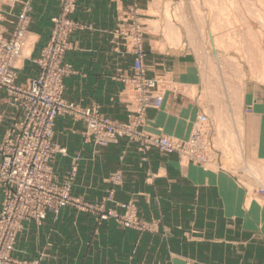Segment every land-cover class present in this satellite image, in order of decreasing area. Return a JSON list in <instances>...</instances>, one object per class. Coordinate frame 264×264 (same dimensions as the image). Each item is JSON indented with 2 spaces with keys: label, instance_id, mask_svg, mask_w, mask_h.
I'll list each match as a JSON object with an SVG mask.
<instances>
[{
  "label": "crops",
  "instance_id": "obj_1",
  "mask_svg": "<svg viewBox=\"0 0 264 264\" xmlns=\"http://www.w3.org/2000/svg\"><path fill=\"white\" fill-rule=\"evenodd\" d=\"M24 1L0 0V22L7 37ZM152 2L76 0L70 18L79 27L69 34L70 48L63 57L71 65L63 78V98L80 107L97 106L111 120L128 121L130 107L121 77L131 73L134 55L119 29L129 27L128 18L134 16L144 24L146 76L163 78L171 86L163 91L158 109L144 111L142 129L186 139L201 113L203 73L194 53L168 45L160 31L146 29L149 21L163 24L150 13ZM59 12L60 0L31 1L27 32L32 42L16 71V83L39 74L34 60L48 44L52 18ZM240 111L243 159L264 168V98L249 84L243 89ZM22 115L2 90L0 142ZM84 130L82 120L55 118L53 141L65 149L51 161L56 179L75 166L72 196L100 203L112 190L106 208L122 213L118 204L132 202L138 218L158 223L157 229L125 228L114 219L97 220L66 206L57 217L48 213L40 223H23L12 252L15 259L38 264H264V194L258 187L249 189L238 175L222 167L205 169L177 152L163 154L155 147L140 151L125 137L96 145L84 137ZM114 171L122 175L118 185L108 181ZM1 205L0 193V210Z\"/></svg>",
  "mask_w": 264,
  "mask_h": 264
},
{
  "label": "built area",
  "instance_id": "obj_2",
  "mask_svg": "<svg viewBox=\"0 0 264 264\" xmlns=\"http://www.w3.org/2000/svg\"><path fill=\"white\" fill-rule=\"evenodd\" d=\"M31 1L25 0L9 37L3 35L0 26V92L5 90L14 96L16 108L23 113L0 142V189L4 194L0 211V264H31L11 257L23 223L30 220L39 222L48 211L57 212L72 201L69 184L55 183L49 166V160L55 153L65 152L53 142L55 118L66 115L83 119L86 137L100 145L115 142L132 129L101 115L97 106L80 107L63 98V78L71 71V66L63 63L62 59L70 48L69 34L79 27L70 18L75 11L76 0H60V12L52 18L50 40L38 58L39 74L30 78L25 87L14 84L15 71L11 64L25 39ZM119 33L125 41L128 42L129 38L132 40V74L122 75L121 80L126 84L139 119L147 108L160 107L165 81L145 75L139 25L135 23L130 28L120 27ZM196 123H200V126L193 127L186 139L168 135L149 137L144 134L140 138L146 147L156 146L165 153L177 152L208 168L217 162V158H210L214 151L211 130L203 114L199 115Z\"/></svg>",
  "mask_w": 264,
  "mask_h": 264
},
{
  "label": "rangeland",
  "instance_id": "obj_3",
  "mask_svg": "<svg viewBox=\"0 0 264 264\" xmlns=\"http://www.w3.org/2000/svg\"><path fill=\"white\" fill-rule=\"evenodd\" d=\"M220 1L221 0H153L152 7L154 9L151 10L150 13L154 14L156 16V19L160 18V21L163 24L160 25V22L158 20L149 21V27L146 29L153 32L160 31L168 45L183 46L185 49H188L189 51L194 53V55L198 59V63H200L203 73L202 88L200 89L198 95V102L201 106L200 115L203 114L207 117L208 126L210 127L211 130V143L214 151H212L211 153L212 156L210 155L209 156L210 158L212 157H215V159L217 158V162L215 163L216 165L209 166L208 168L205 169H216L222 167L223 169H226L238 175L240 181L242 183H245L249 189H251L253 186H256L258 187V191L263 193L262 189H264L263 187L264 168L258 166L260 164L254 162L251 159H246V160L243 159L239 142H240V138L243 139L242 117L240 111L241 95L243 89L249 84L258 91V93L261 95L262 98H264V57L263 56L262 57L257 56V58L250 57L252 52L253 53L264 52V14L262 12L260 13V15L258 14L259 16L256 15L258 16L256 17V19L258 20L254 22L255 24L254 27L256 28L253 29L254 31L250 30V34H249L246 32V30L241 28L240 20L243 22L246 18L248 17L251 18V16L249 15L250 10H248V8H244L242 11V15L240 14L236 16L233 13L234 11H231L232 13L229 16V21L226 20V22H229V24L225 25V22L223 21H225V19L227 18L226 14L228 12L226 11L227 13L223 15L225 10H223L222 12L221 8L223 7L221 5L222 2ZM24 2L22 4V7L24 5ZM229 4L231 5V3H226V7L229 8L230 7ZM233 7L234 5L231 6V8ZM223 16H225V19L222 21V19L224 18ZM243 17L245 19H243ZM128 22H129L128 23L129 28L131 25L133 24L135 25V23L139 25L141 31V43H142V29L144 24L141 21H139V19L134 18V16H129ZM260 22H262L263 24L262 23L260 24ZM27 23H28V19H27ZM169 23L174 25V27L179 33L178 39L176 40H169L165 35L166 29L164 28H167ZM0 26L4 35L5 31L1 22H0ZM241 32H245L248 34V35L247 34L244 35V39L246 40L245 44H241L238 41V39H240L238 37H240ZM4 36L7 37L6 35ZM29 37L32 38V36L28 34L26 28L23 45L19 49V52L17 53L11 64L15 71L14 84L18 87H25L27 85L28 80L30 79V78L27 79L24 83H20V84L16 83V77H17L16 71L22 66V61L24 57L28 54V49L31 44L30 42H32L28 40ZM128 42L130 45V49L133 53V48L131 47L132 40L129 38ZM142 49H143V45H142ZM242 49L244 51H242ZM40 55L34 60L35 64L39 67V71H40V66L38 64V58L40 57ZM246 55L248 58L246 57ZM144 56H145V52H144ZM144 69L146 75L145 65H144ZM131 74H132V66H131V73L129 75ZM149 78L156 79L157 76L149 77ZM157 79H161L162 81H164L163 78L160 77ZM163 85H164L163 87L164 90L168 87H171L167 83H164ZM126 89L127 88L125 87V95L128 96L127 104L130 107L128 111V121L124 123L117 122L114 120L112 121L121 125L131 126L132 129L129 130L127 135L120 137H125L128 140L136 142L138 145V149L143 152L148 151L152 147L157 148L156 146H151V145L146 147V144L145 145L143 144L140 138L141 134H144L145 136H149V137H158L162 135H152L146 133L142 129L143 115L145 110L138 119L137 118L138 115L135 111L134 106L132 105L131 95L127 92ZM8 95L11 96L12 104L14 107H16L14 103L15 102L14 96L10 95L9 93ZM162 101H163V97H162ZM153 109H158V108H153ZM197 119L193 123L191 131L193 130V127L195 128L196 125L197 127L200 126V123H196ZM73 120H82L85 124V121L83 119L78 118ZM85 131H86V124L83 134L84 137L88 139V137H86L85 135ZM90 140L93 141L92 139ZM109 143H114V142H109ZM55 144L58 147L63 148L59 146L57 143ZM96 145H100V144H96ZM219 151L221 152L220 153L221 155H219L221 156L220 158L221 162L218 156ZM159 152L163 154H167L160 150ZM58 153L61 152L55 153L53 157L49 160V166L51 168L53 180L58 185L67 182L69 184V194L70 197L72 198V201L66 204L65 206H63L62 208L66 206H72L79 211L94 215L97 218V220L114 219L123 227L136 229L138 231H155L157 229L158 223L145 222L140 218H138V216L136 215L135 206L132 202L118 204L121 208H123L122 213H117L113 209L106 208L104 206V203L106 201L112 200V190H110L107 193V195L102 199L100 203H88L81 200L78 197L72 196L71 189L76 174V168L75 166H73L69 171H67V173L63 176L61 180H57L51 166V161ZM182 157L190 161L191 163L201 166L200 164L191 161L185 156ZM108 181L112 185L120 184L122 181L121 172L114 171L113 173H111L110 176L108 177ZM0 193L2 194V203H3L4 194L2 189H0ZM62 208H60L57 212L48 211L46 215L48 213H51L55 217H57ZM41 221L37 223H40ZM13 250H14V246L13 249L11 250V257L15 259L12 256ZM15 260L26 261L31 264H38L37 261H28V260H19V259H15Z\"/></svg>",
  "mask_w": 264,
  "mask_h": 264
},
{
  "label": "bare ground",
  "instance_id": "obj_4",
  "mask_svg": "<svg viewBox=\"0 0 264 264\" xmlns=\"http://www.w3.org/2000/svg\"><path fill=\"white\" fill-rule=\"evenodd\" d=\"M220 2H222V7L223 8H221V10H222V12H223V10H225V12L223 13V15H225V13H227L226 14V16H227V18L225 19V16H223L224 18L222 19V21L225 19V21H223V22H225V25L227 24H229V22H226V20H228L229 21V16L231 15V11H234L233 13H234V15L236 16V15H242V11H243V9L244 8H248V10H250V12H249V15L251 16V18H244L243 17V19H245L243 22L240 20V25H241V28L242 29H244V30H246V32L247 33H249L250 34V30H253L254 28H256V27H254L255 26V24H254V22L256 21V20H258V19H256V17H258L259 15H260V13H262L263 12V14H264V0H221ZM226 3H231V5H230V7L228 8V7H226ZM232 5H234V7L233 8H231V6ZM220 9V8H219ZM220 10V11H221ZM245 10H247V9H245ZM227 11V12H226ZM245 12H247V11H245ZM236 13V14H235ZM259 14V15H258ZM233 15V16H234ZM256 15H258V16H256ZM261 17V16H260ZM237 18V17H236ZM241 19H242V17H241ZM262 19V18H261ZM260 19V20H261ZM263 20V19H262ZM263 22V21H262ZM262 22H260V24L262 23ZM259 24V25H260ZM263 24V23H262ZM230 26V25H229ZM224 27V26H223ZM164 29H166V32H165V35H166V37H167V39H169V40H176V39H178V35H179V33H178V31L176 30V28L174 27V25H172V24H168V26H167V28H164ZM228 29V28H227ZM226 30V29H225ZM243 30V31H244ZM249 31V32H248ZM254 31V30H253ZM238 32H239V30H238ZM237 32V33H238ZM236 33V34H237ZM247 33H245V32H241L240 34V37H238V38H240V39H238V41L241 43V44H245V39H244V35L245 34H247ZM252 33V32H251ZM255 33V32H254ZM253 34V33H252ZM239 35V34H238ZM248 35V34H247ZM246 35V36H247ZM224 36H226V35H224ZM237 36V35H236ZM252 36V35H251ZM252 40V39H251ZM237 42V41H236ZM247 43H249V42H247ZM240 44V45H241ZM244 46V45H243ZM245 47V46H244ZM239 48V47H238ZM239 50V49H238ZM247 50V49H246ZM242 51H244L243 49H242ZM255 51V50H254ZM247 52V51H246ZM261 52V51H260ZM245 54V53H244ZM260 54V55H259ZM244 56V55H243ZM257 56H263L264 57V52H261V53H256V52H252V54L250 55V57H256L257 58ZM245 57V56H244ZM246 57H247V55H246ZM249 57V58H250ZM248 58V57H247Z\"/></svg>",
  "mask_w": 264,
  "mask_h": 264
}]
</instances>
